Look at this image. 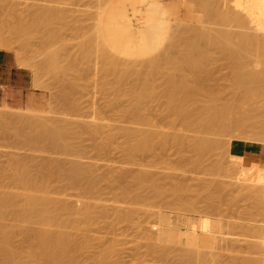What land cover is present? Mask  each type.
Returning a JSON list of instances; mask_svg holds the SVG:
<instances>
[{"label":"rangeland","instance_id":"1","mask_svg":"<svg viewBox=\"0 0 264 264\" xmlns=\"http://www.w3.org/2000/svg\"><path fill=\"white\" fill-rule=\"evenodd\" d=\"M221 1H224L220 4L221 7H223H220L223 12L227 8L230 9L229 5H231V7L235 9L238 8V11L242 12L240 13L241 16L239 15L238 18L237 15L239 12L237 10L227 9V11L224 12H227V15H229V12H236L231 13L234 18H232L233 20L227 18H224L223 20L221 19V25L224 28L230 29L232 27V30H230L232 32L235 31V33L238 29L239 34L240 31H246L247 33L249 32L252 35H256L257 39L259 38L258 41L261 40V37L263 40L264 23L262 20L264 18V15L263 17H261V14H264V0H246L245 4L244 0H241V2L239 0H230L232 3L229 0ZM226 1L229 2L227 3ZM99 6L100 5L98 4V1L94 0H0V19H3L4 21L8 20L6 22H9V24L14 27H20L22 25H26L28 27L30 25L32 26V31L29 29L28 33L30 32V34H28L29 36H27V38H29L28 40H30L28 41V43H30L28 44L30 46V49H28L29 51L26 54H22L20 56L24 58H22L23 61L29 63V67L26 64L27 68L25 69H27V71H29L32 76L31 92H33L34 95L33 97L28 98L24 105H21L20 107H14L9 104V108L0 107V110L7 114L4 115L5 117H3L4 121L6 122L3 123L6 126L3 123H0V191L8 189L22 192L23 190H25L23 189L24 186H22V184L15 180L17 175L16 173H19L20 168L21 171H24L23 168H25L26 173L29 172L28 175L33 178L32 180H38L43 177V175L49 176V174L55 170V172H53L51 176H49L50 179H47V185L45 186V189L50 192V194H48L51 197L53 196L54 199H61L69 205H73L74 208L76 207L75 209H80V207L82 208L85 205L91 204V211L93 212L92 221L87 220L86 216L84 215L77 214L70 216L67 213H63L62 218L66 221L65 226L60 227L55 225L50 227L54 231L60 230L70 234L71 237H74L77 243H85L86 248L83 247L76 254L77 258L82 262V264H98L99 262V264H185L180 256V251L181 249L185 248V245L179 243V241L169 239V237H164V232L166 231L165 229H169V226L172 228L184 229L183 227L186 228V226L188 225V220L190 219H195L198 222L201 221L204 224V231L207 234L212 233L211 235L216 238L214 239L215 247L208 249L199 247V245H201L200 238L196 237V239L194 240L195 249L213 251L218 254L221 253L226 261L232 259L247 260L248 257L250 259H255L254 261H256V258L257 260H262L264 250V244L262 243V241L264 239V236L262 239L260 237H262L261 235H264L262 231V228H264V223H262V221L264 222V200L261 196V188H264V185L262 186V184H264V176L261 174L258 168L250 169L246 171L244 175H242L239 169V164H237L238 158H235L238 152L229 149V147L231 148L233 142L237 144L239 150H243V147L247 142L259 147L261 145H264V140L261 141L263 138L257 135L256 130L252 127H247L248 129L245 128L246 131H242L244 132V134L240 130L235 129L234 131L232 130L231 133H224V136H222L223 134L220 136L208 135L210 133H207L205 135V133H200L197 130L189 131L184 129L181 126L180 121L173 118L175 120L174 121L173 119H171L172 117L169 118L165 113H161L166 110L165 108H167V103L165 102L166 99H163V94H161L163 93L161 89L163 90L162 87H164L166 81L164 80V77H161V79L159 77L153 82L151 81L153 85H155L154 87H156V83L158 85L155 88L156 92L154 90V93H151L150 97H148V100L147 98H145V102L143 101L144 104H142L143 106L140 116L141 118H143L142 115H144L146 119L143 118V120H148L147 123H145L144 121L143 123H141V118H135L134 120L131 119V116L123 115L125 114L124 109H128L129 105L132 104L130 101L131 97L129 98L128 94L129 91L127 92L128 88L130 91V88H132V84L129 83L131 80H129V82L125 81L129 84L124 85V83H121L120 86H117L120 83H118V79H116L117 77L114 74L115 72H108L109 74L107 73V71L105 72V68H103V58H101L102 55L99 54L101 57L99 55V57L97 56V54L99 53L98 48L97 50H95L96 55L94 54V51L93 53L90 51L92 54L88 53V55L84 53L86 52L85 50H87L83 46L84 41L93 39L95 44L97 43L95 41L97 37L95 35L94 29H92V26L95 22V15L97 14ZM222 11L221 13H223ZM243 13L244 16L247 17H244L242 15ZM226 14L224 15V17L226 16ZM234 14L237 15L234 16ZM242 16L243 19H246L242 20ZM259 17H261L260 19L262 23L259 20ZM235 18L240 19V23L238 22L239 20L236 21ZM241 20L243 22L246 20V25L248 26V28L244 25L245 23H241ZM34 21H38V24H35V27L33 26ZM225 21H227L228 23ZM231 21L233 23L232 26ZM257 21L262 24L263 27ZM188 22L189 21H186V23ZM236 25L238 27H242H237V29L233 30ZM259 25L262 27V30ZM257 26L259 28H257ZM256 29L257 31H254ZM169 31L172 32L173 30L170 29ZM239 34L237 33L236 35L238 36ZM24 37H26V35ZM24 37V41L25 39L27 40V38ZM236 40L237 41H235V43L240 42L237 44L242 45L241 41H238V39ZM260 42L264 43V41ZM241 45H235V47H237L236 50H238L235 51L236 53H241L245 52L244 49H247L245 53L248 55L246 56L245 53H243V55L245 54L248 60L242 55V53L239 54L242 55L243 59H246L245 61H248L251 66L248 63V65L245 64L246 62H244V60L242 63L241 58V63H239V59H237V57L239 58V56L234 57L236 58V60H238V62L235 59H232V63L230 62V64V57L228 56V54L230 55L234 49L232 48V50L229 51V48H231L230 46L228 48V46L224 45L221 49H212L210 51L211 54L209 55V66L211 65L209 67L211 70L209 75L211 82L209 81V84H213L210 86H216L215 88H220V90L217 89L220 92L222 91L221 89H223L225 95L223 94L224 99H222L221 97V99L223 100H221L222 102H226L230 99L232 100L236 98V100H239L238 103H240V107L246 103L245 101V103H243V99L244 97L246 98L247 95L245 96L244 94H242L241 96L240 94H238V96H236L234 92L235 89L233 87H236V82L234 79H236L235 77H237V75L235 76L236 68L234 67H236V65L238 64H241L242 66L243 64H245L246 66L244 65V68L250 66L251 71L247 67L248 71H250L249 74L255 73V71H253L251 67L258 68L257 62L259 64V62L261 61H257V59H263L261 55H256V47H254V50L248 45H244L246 48L242 47ZM240 48H242V51H240ZM0 50L6 49L0 48ZM7 50L15 55L17 63H19L17 55L19 53H23V49L20 47H13L8 48ZM165 50L166 49L164 48L151 57H154L156 55L160 56V54L164 53ZM249 50H252V52H255V54H251ZM222 51L226 52H224V54L227 57L225 56V58H223L224 54ZM248 51L251 55H254L252 56L253 58L249 57L250 55ZM234 55L236 54L234 53ZM57 56H61L60 59ZM54 58L56 59V61L54 62L55 64L53 63L54 60L50 62V60ZM57 58L60 63L57 61ZM227 58L229 59L227 60ZM254 58L257 59L255 60ZM120 59L121 58H119V60ZM233 60L235 62H233ZM255 62L256 64H254ZM138 64H140V66H143L140 67ZM260 64L262 68H264V64ZM260 64L256 73H258V70L261 71ZM18 65L21 67L20 64ZM136 65V69H140L145 72L144 77H146V73L148 72L146 66L142 63H137ZM120 68H122V66L119 67V69ZM230 68H232V70ZM246 69H241L242 73L248 74V71H246ZM62 73H66L67 76H65L64 74L62 77ZM105 73L107 74L105 75ZM162 80L164 81V83ZM109 81H114L113 84L115 83V85H113V88L112 85L108 83ZM137 81L138 80L136 79V82ZM157 81L160 83H158ZM140 82L144 81L141 80ZM161 82L163 83V85H160L162 84ZM124 86L128 87L126 88ZM117 88L119 91L115 90ZM158 90H160L161 92H157ZM160 94L161 96L159 97ZM124 95H127V97ZM259 95L260 103H262L263 101L261 100L264 98V92H262L261 94L259 93ZM121 96H123L124 98ZM157 97L161 100L159 101ZM255 97V99L258 100L257 96ZM225 98H227V100ZM201 102L202 101L198 103L200 105L197 104L198 107L204 105V101L202 103ZM250 104L251 103H248L247 105L246 103L242 107H250ZM0 106H3L2 101H0ZM253 106H256V104ZM259 109L261 110V107H258V110ZM245 110H248V108H246ZM17 114H26L38 117V119L43 120V122L45 121L47 125L48 123H50L52 129L56 128V124L58 123L57 125L60 126L61 129L63 128L65 130L64 131L62 129L64 138L66 132L68 131V136L66 135V138L64 139L65 141L67 139L68 142L66 141L65 143L64 141V143L67 145H71H68L67 149L65 148V150L60 147V150L59 146L54 145L50 140H45L46 142L43 141L37 143L38 129L34 126H26L23 123H18V121L14 118ZM129 117L132 123H129ZM50 119H52V123L50 122ZM54 121L56 122V124ZM138 121L140 122L138 123ZM144 123L146 125H143ZM97 125L100 126L98 127ZM50 126L48 127L49 129L51 128ZM101 126L104 128H102ZM96 128H98L100 131L96 130ZM128 129H131V131L140 129L144 132L157 131L158 134H160V132L165 133L169 140L167 142V145L163 148H158L154 150V152L152 151L148 154L139 153V155L137 154V156L135 155L134 157L130 156V158L125 151L126 149H124L125 146H123L127 141V136L125 135L124 131H128ZM204 135H208L212 139H218L219 141L221 140V142H224L223 145L225 147L218 152V155H215L217 153L216 152L214 155H210L209 157H207L203 161L204 163L201 164L202 167L199 166V168L195 167V165L192 164V160L197 158V156L195 157V153L192 151L190 146L186 143L183 145H179L176 142L175 138L176 136H184L188 139L187 142H189V139L191 140L194 137ZM160 136L162 135H158V137ZM161 138L162 137H160V139ZM160 139L158 138V141ZM55 146H57V148ZM68 148L70 149L68 150ZM235 160L237 161V163L235 162ZM190 161L191 163H189ZM218 161L219 165L217 166H220V163L222 162V167H220L221 169L219 172L218 169L216 172V169H214V167L216 166V164H218ZM74 163H79L78 165L81 164V167L82 165L83 167H86V169L83 168L86 170V178L84 177L81 183L77 185L74 184L71 179H69L71 178L70 170H72L70 168L73 167ZM57 165L59 173L54 167H57ZM60 166L63 167L61 168ZM171 167L172 169H170ZM167 168H169V170ZM124 171L125 174L123 175ZM138 171L139 174L148 172L147 174H144L147 176L148 174L149 176L152 174L150 177H146L147 180H149V178L151 181H153V179L158 180H155L156 182H153H158L157 184L161 185V189L164 190L163 194L160 197L156 196L154 189H152L153 191L150 190L152 188L150 186L153 183L151 181V183L149 182V184L151 185H148V188H146L147 185L145 187H143V185L142 189L140 186L136 188V191L138 189H140V191L138 190L139 193L138 191L136 193L135 191H133L136 194V196L134 195L135 197L131 196L133 192L130 194L131 197L129 195H126L128 198L123 195V190L126 189L124 187H135L133 179L138 174ZM117 172L120 174H117ZM168 175H170L171 177ZM124 176L127 177L124 178ZM211 181L215 182V185L214 182H212L214 186L211 184ZM177 182H180L184 186H188V192L184 193V196H186V198L189 197L188 199H194L197 201V203L200 202L197 209H200L198 212L199 215L197 213L188 214L191 209L189 211V208H187L188 206L183 204H181L183 208L179 209V204H176L179 201H177V199L175 200V197L173 196L174 193L166 192V188H171V185H173L172 183L178 184ZM259 182L262 183L260 184ZM217 183L220 185L222 184V189H220V186V188L218 187ZM19 184L21 185V187H19ZM89 184H93L91 185V188H89L90 186L88 187ZM255 185L256 188L254 187ZM93 186L95 190L93 189L92 191ZM204 186L205 189H207L206 186H208V188L211 187L212 190H210L211 188L209 189V191L208 189L207 191L204 188L202 189V187ZM170 188L168 189V191H170ZM218 188L220 190H218ZM259 188L261 189L260 191L258 190ZM143 189H145V191ZM132 190H135V188ZM217 190L222 193L220 194ZM172 191L173 190L171 188L170 192ZM191 191H194V193L192 194ZM140 193L144 194L143 200H140V197H138L141 196L142 199V194ZM209 193L213 196V198L216 195V201L213 202H216L215 204L217 208H214V206H212L213 202L211 203V201L208 199ZM201 194L204 195L201 196ZM117 195L120 196L118 197ZM164 195L165 199H172L171 197L174 198L172 201L175 200L176 203L173 202L172 204H174L175 206L173 205L172 207L174 209L178 208L180 212L174 210L171 207V200L168 199L166 200H168L169 202L167 201L168 203H166L167 205L169 204L172 210L169 207V209H167V207L165 208L166 203L162 197ZM153 196L154 198H152ZM197 196H199L200 199ZM203 196L204 198L202 199ZM219 197H222L223 199ZM134 198H136L137 201H140L137 202L134 200ZM217 198L220 200H218ZM145 199H147L148 202L145 201ZM257 199H259V202ZM255 200H257V202ZM260 201L262 203H260ZM159 204L161 207L159 206ZM209 204L211 206L208 207ZM259 204L263 207L259 206ZM176 205L178 207H176ZM92 207L95 208L93 209ZM209 208L213 210L211 211ZM259 209L262 210L263 213L262 211L261 213L258 212L260 211ZM181 210L186 212L181 213ZM129 213H131L132 216L126 217V214L130 215ZM175 215L180 220L182 219V223L180 221L181 224H178L179 221L177 219V221L175 220V222H173V218H177ZM183 216L186 217L184 219L186 225L185 223H183ZM129 218L132 220H129ZM205 219L210 220V222L208 221L209 223H211L212 221L217 222V224H215L216 229L218 227L217 231L215 229L213 230L212 228V225L214 224H207L208 222L206 223V221H204ZM205 223L207 226L205 225ZM0 224L5 226L8 231L15 230L17 236H15L14 238L13 245L14 248L18 250H21L24 246L26 247V245H29V243L26 242L27 240L21 235V231L24 229L33 231L41 226L40 224L34 223L33 221L18 220L12 216L4 220L0 219ZM163 225H166V227H163ZM249 226H251L250 229L247 228ZM253 227L254 229H252ZM257 227L259 230L257 229ZM255 228L257 229V231L255 230ZM247 230L248 232L251 231V236L254 233V235H256V232L259 231H261L262 234H259L260 237L258 236V234L256 235L257 237H255L254 235L251 237L248 235L249 233L246 232ZM186 231L191 232L192 230L186 229ZM213 231L216 233V236ZM245 232L247 234L246 236L244 235ZM86 242L88 244H86ZM252 242H254V244ZM109 247H111V250H109L110 253H108L109 251L106 252ZM104 252L108 254L106 255ZM104 256L107 258V261ZM96 259L97 261L101 259V261H98L96 263ZM31 264L45 263L44 261L36 260L34 262H31Z\"/></svg>","mask_w":264,"mask_h":264},{"label":"bare ground","instance_id":"2","mask_svg":"<svg viewBox=\"0 0 264 264\" xmlns=\"http://www.w3.org/2000/svg\"><path fill=\"white\" fill-rule=\"evenodd\" d=\"M94 1H98V4L100 5L98 10H97V14L95 15V22L93 23V26H92V29H94L95 35L97 37L95 39V41L97 43L95 44L93 39H88V40L84 41L83 46L87 49V50L84 49L86 51L84 53L86 55H88V53L92 54L94 51V54H95V50H97V48H98L99 53L97 54V56L99 54L102 55V57L100 55L99 56L101 58H103L102 59L103 60V68H105V72L106 71H107V73L108 72L109 73L115 72L114 74L117 77V78L116 77L115 78L118 79V83H120L117 86H120L121 83L122 84L124 83V85L129 84V83L132 84V88H130L131 91L129 90V88H128V90L126 89L127 92L129 91L128 94H129V98L131 97L130 101L132 104L129 105L128 109H124L125 114H123V110H122L123 115L131 116V119H134V120H135V118H141L140 115H141L142 106H143L142 104H144V102H145L144 100H146L145 98H147V100H148V97H150L152 92L154 93L155 88L158 86L156 83V87H154L155 85H153L152 82L159 77H160V79H161V77H164L165 79L164 78L163 79L166 81H165L164 87H162L163 90L161 88L160 89H161V91H163V93H161V94H163V96H162L163 99L164 98L166 99L165 102L167 103V106H166L167 108H165L166 110L163 109L164 112H161V113H165L166 115H168L169 118L172 117L171 119L174 118L175 120L180 121L181 126L184 129L189 130V131L190 130L191 131L197 130L200 133H203V134L205 133V135L207 133H210L208 135L220 136L223 134L222 136H224V133H226V134L228 132L231 133V131L232 130L234 131L235 129H238L241 132L242 131L245 132L246 131L245 128L248 129L247 127H252L256 130V132H257L256 134L263 138L261 141L264 140V98L263 99L261 98L262 99L261 101H263L262 103H260V99H259L260 98L259 93L261 94L262 92H264V68H262V66L260 64V63L264 64V43L260 42V41H264V38L262 40V37H261L260 38L261 40L258 41L259 38L257 39L256 35H252L249 32H248L249 33L248 34L245 30H244L245 32L240 31V34H239V31L237 29L238 24L233 29V30L237 29L236 33H235V31L234 32L231 31L232 27L230 28L231 30L224 28L221 25L222 24L221 19L222 20L224 18L232 19L233 15L231 13L234 12V11L229 12V15H227L228 13L226 12L227 13L226 14L224 12L227 11L228 8L224 12L221 10V8H223V7H221L220 4L224 1H221V0H94ZM239 1L241 2V0H239ZM245 1L246 0H244V4H245ZM135 2H137V6L133 5V4H135ZM238 4H240V3H238ZM229 6L228 7L230 9H228V10L233 9V10L238 11V8L235 9V8H232L231 5H229ZM232 6H233V4H232ZM241 6H243V5H241ZM249 6H250V4H249ZM242 8H244V7H242ZM261 8H262V6H261ZM221 11L224 13V15L226 14L225 17L223 15V13H221ZM147 13H149L150 19H146L144 21L143 16ZM240 13H242V12L240 11L238 13V15L234 14V16L237 15V17H238L240 15ZM242 15L244 16V13ZM261 15H262L261 17H263L264 14H261ZM243 16H242V20L246 19V18L243 19ZM244 17H247V16H244ZM261 17H259L260 21H261V19H260ZM238 18H235V19H236V21L239 20L238 22L240 23V19H238ZM247 19H249V18H247ZM242 20H241V23L243 22ZM249 20H251V19H249ZM6 21H8V20H6ZM6 21H4L3 19H0V48L1 49H8V48H13V47L22 48L23 53H19L17 55L18 62H19L18 64H20L21 67L27 68L26 64L28 66L29 63L23 61L24 58L21 57L20 55L26 54L29 51L28 49H30L29 48L30 46L28 45V44H30V43H28V41H30V40H28L29 38H27V36H29L28 34H30V32L28 33V30L29 29L31 30L32 26L30 25L28 27L26 25H22L20 27H14L11 24H9V22L7 23ZM186 21H189L191 23H189V22L186 23ZM262 21L264 23V18ZM262 21H261V23H262ZM225 22H227V21H225ZM229 22H230V20H229ZM248 23H249V21H248ZM252 23H253V21H252ZM35 24H38V21H34V23H33L34 27H35ZM232 24L233 23L231 21V26H232ZM243 24L245 26H247L246 20L243 22ZM164 25H166L169 28L168 32H167L165 38H159L157 36V30H159V28H162ZM260 25L262 26V24H260ZM241 27L239 26L238 28H241ZM254 27H255V25H254ZM262 27H261V30H262ZM247 28H248V26H247ZM257 28H259V27L257 26ZM170 29H172L173 31L170 32L169 31ZM242 29H245V28H242ZM242 29H240V30H242ZM249 30H251V29H249ZM254 31H257V29ZM241 32H242V34H241ZM261 32H263V31H261ZM237 33L239 34L238 36L236 35ZM25 35H26V37H24ZM53 35H55V34H53ZM23 37L27 38V40L25 39V41H24ZM236 39H238V41H241L242 45L241 44L240 45L244 48H246L244 45H248V46L252 47L253 49H254V47H256L255 48V49H257L256 55H261L263 57L262 60L254 58L255 60L257 59V61L258 60L261 61V62H259L261 71L258 70V73H256L257 69L259 68V64L257 62L258 68L251 67L253 69V71H255V73L249 74V72L251 71V69H250L251 65L248 63V61H245L246 59H243V56L246 57L248 55L245 53L247 49L246 50L244 49L245 52H241L242 55H243V53H245L246 56H245V54L243 56L240 55L241 54L240 52H239L240 54L238 52L236 53V51H238V50H236L237 47H235V45L240 46L239 44H237L240 42L235 43V41H237ZM125 44L126 45L136 44L137 45L136 46L137 47L136 52L135 53H127L126 51H124L121 45H125ZM224 45L228 46V48H229V46L231 47V48H229V51L232 50V48H234L233 52H231V54H230L233 57L228 54V56L230 57V59L227 58V60L228 59L230 60L229 63L231 62L232 59L236 60V58H234L235 56H239V58L237 57V59H239V63H241V60L243 63V60H244V62H246L245 64L248 63L250 65V66H247L250 69V71H248L247 67H246L247 69L243 67L245 64H243V66H242L241 64L237 63L238 65H236V67H234V68H236L235 76L237 75V77H235L236 79H234L236 82V87H233L235 89L234 92H235L236 96H238V94H240L241 96H242V94H244L245 96L247 95L246 98L243 95V97L245 99V100L243 99V103L246 102L247 105H248V103H251L250 107L249 106L242 107L246 103L240 107V105H239L240 103H238L239 100H236V98L232 99V100L230 99L226 102L225 101L222 102L223 101L222 99H224L223 98V94H224L223 89H221L222 91L220 92L219 91L220 88H215L216 86L213 87V86H210L213 84H211V83L209 84V81L211 82V79L209 78L210 77L209 76L210 71H211L209 68L211 66V65L209 66V60H210L209 55L211 54L210 51L212 49H215V48L221 49ZM164 48L166 50L164 53L160 54V56L156 55L154 57H151L152 55L157 54L158 52H160ZM258 48H259V50H258ZM240 49H241L240 51H242V48H240ZM222 50H224V49H222ZM252 50L251 51L249 50L251 52V54L253 53ZM100 51H101V53H100ZM249 51H248V53H249ZM96 52H98V51H96ZM224 52H223V54H224ZM257 52H258V54H257ZM234 53L236 55H234ZM251 54L249 53V55H250L249 57L254 56ZM253 54H255V52ZM223 56H221V57L225 58L226 55L224 54ZM60 57L61 56H59L58 58L60 59ZM81 57H83V56H81ZM58 58H57V61H58ZM119 58H121L120 59L121 61L119 60ZM240 58H241V60H240ZM247 60H248V58H247ZM51 61H53V63H54L56 61V59L54 58V59L50 60V62ZM236 61L238 62V60H236ZM252 61H253V59H252ZM233 62H235V61L233 60ZM137 63L144 64L146 66V68L148 69V72L146 73L147 74L146 77H144L145 72H143L140 69H136ZM214 64H215V62H214ZM254 64H256V62ZM56 65H57V63H56ZM138 65L140 66V64H138ZM53 66H55V65H53ZM121 66H122V68L119 69V67H121ZM142 66H140V67H142ZM232 66H233V64H232ZM252 66H253V64H252ZM230 69L232 70V68H230ZM241 69H243V70L246 69V71H248L247 72L248 74L242 73ZM63 72H65V71H63ZM107 73H105V75ZM64 74H65V76H67L66 73H64ZM64 74L62 73V77ZM133 77L136 78L139 82L138 81L136 82V79H134ZM132 78L134 81L132 80ZM129 80H131V81L129 82ZM141 80L144 82H140ZM125 81H128L129 83L128 82L126 83ZM113 82H110V81L108 82L112 85V88L114 87L113 85H115V83L113 84ZM158 83H160V82H158ZM163 83H164V81H163ZM163 83L160 85H163ZM124 87L127 88L128 86H124ZM118 88L115 90L117 91ZM217 89H219V90H217ZM159 91L160 90H158L157 92H159ZM155 92H156V90H155ZM161 94L159 95V97L161 96ZM226 94H227V92H226ZM127 95H124V96L127 97ZM255 96H257L258 100L255 99L256 98ZM121 97H123V96H121ZM221 97H222V99H221ZM226 97H227V95H226ZM225 99L227 100V98H225ZM160 100L161 99H159V101ZM253 100H254V103H253ZM200 101H202V102L204 101V103H203L204 105H202L201 107L200 106L198 107V105H200V104H198ZM255 104H256V106H253ZM258 107L259 108L261 107V110L260 109L258 110ZM246 108H248V110H245ZM257 111H258V114H257ZM259 111H260V113H259ZM5 114L6 113H4V112H2V110H0V123L5 122L4 118H3V117H5L4 116ZM142 117L144 119H146L144 117V115H142ZM14 118H15V120L18 121V123L19 122L23 123L26 126L27 125L28 126H34L35 128L38 129L37 130V134H38L37 135V143L43 142L45 140H50V141H52L51 143L59 146V149H60V147L63 148V150H65V148L67 149L68 145H71V144H68V145L65 144L66 141L68 142V140L67 139H66V141L64 140L66 138L68 131L66 132V135L64 138V133L62 131L63 128L61 129L60 126L57 125L58 123L56 124L55 121L54 122L56 124V128L53 127L54 129H52V127L50 126V123L47 122L48 125L51 127L49 129L48 128L49 126L45 123V121L43 122V120L38 119V117H34V116L26 115V114H17V115H15ZM143 118L140 119V121L142 120L141 123H143V121L145 123H147L148 120L147 121L143 120ZM5 119H7V118H5ZM51 120L52 119H50V122H51ZM47 121H49V120H47ZM129 121H130V117H129ZM136 121H137V119H136ZM140 121H138V123ZM54 122H53V125H54ZM129 123H132V122L130 121ZM145 123L143 125H146ZM59 125H61V124H59ZM97 126L99 127L100 125H97ZM102 128H104V127H102ZM96 130L100 131L98 128H96ZM142 131L140 129L136 130V131H131V129H128V131H126V130L124 131L125 135L127 136V141L125 142V145H123V146H125V148L124 147L123 148L126 149L125 151L127 152L129 157L130 156L134 157L135 155L137 156V154L139 155V153H147L148 154L149 152H152V151L154 152V150H156L158 148L159 149L163 148L167 145V142L169 139H168L167 135H165V133L160 132V134H158L157 131H145V132L144 131L142 132ZM244 132H242V133L244 134ZM158 135H162V136H160L162 138L160 139V137H158ZM205 135L194 137L191 140L189 139V142H187L188 139L185 138L184 136H179V137L176 136V138H175L176 142L179 145H183L186 143L190 146L192 151L195 153V157L197 156V158L194 157L195 159L192 160V164L195 165V167L201 166V164L204 163L203 161L207 157H209L210 155H214L216 152L217 153L215 155H218V152L225 147L223 145L224 142H221V140L219 141L218 139L217 140L212 139L208 135L207 136H205ZM156 137H158L160 140L158 141V138H156ZM155 138L158 142L155 140ZM64 141H65V143H64ZM247 143H245L246 145L243 147V150L242 149L239 150V148L237 147V144H235L234 142L232 143L231 148L229 147V149H231L233 151H237L239 153V154L238 153L236 154L237 157L235 156L236 159L238 158L237 159L238 163L236 160H235V162L237 164H239V169L241 171V174L244 175V173H246V171L253 169V168H258L260 170L261 174L264 176V155L262 152L263 151L262 146H264V145L257 147L251 143H248V144ZM57 146H55V147L57 148ZM239 147H240V145H239ZM69 149L70 148H68V150ZM185 159H187V158H185ZM183 161H184V159H183ZM219 161H218V164H216V166H215L217 168L214 167V169H216V172H217V169L219 172L221 169L220 167H222L221 166L222 162L220 163V166H217V165H219ZM51 162H53V161H51ZM189 163H191V161ZM78 164L74 163L73 167L70 168V169H72V170H70L71 175L67 174V175H70L71 178H69V179H71V181L76 185L81 183V181L85 177V172H86V170H85L86 167H83V165L81 167L80 166L81 164L80 165H78ZM54 167L58 171V165H57V167L56 166H54ZM128 167H130V166H128ZM83 168H85V169H83ZM20 169H19V173H16L17 175H16L15 180H17L20 184H22V186H24L23 189H25V190H23L22 192H19L17 190L16 191L8 190V189H6L4 191L3 190L0 191V219L4 220V219L12 216L18 220L33 221L34 223H38L41 226L38 229L33 230V231L28 230V229H24L21 231V235L27 240L26 242L29 243V245H26V247L24 246L21 250H18V249H15L14 245H13L14 238H15V236H17L15 230L8 231L5 228V226L0 224V264H31V262H34L36 260L44 261L45 264H82V262L79 261V259L77 258L76 254L83 247L86 246L85 243H82V244L77 243L75 241L74 237H71L70 234L63 232V231H60V230L54 231L50 227L55 226V225L60 226V227L65 226L66 221L62 218L63 213H67L70 216L71 215H77V214L78 215H84V216H86L87 220L92 221L93 220V212L91 211V204L85 205L82 208L80 207V209H75L76 207L74 208L73 205L71 206L61 199H57V198L54 199L53 196L51 197L49 195L50 192L45 189V186L47 185L46 183H47V179L49 178V176H51V174L53 172H55L54 169H53L54 170L53 172L51 170L52 173L49 172L50 173L49 176L43 175V177H41L38 180L37 179L32 180L33 178H31L30 175H28L29 172L26 173L25 168H23L24 171H21ZM127 169H129V168H127ZM167 169L169 170V168H167ZM170 169H172V167ZM59 170H61V169H59ZM125 171H127V170H125ZM125 171H124L123 175L125 174ZM122 172H123V170H122ZM145 172H147V171H145ZM58 173H59V171H58ZM128 173H130V172H128ZM131 173H133V172H131ZM147 173L139 174V171H138V174L133 179L134 180L133 183L135 184V187H133V188H132V186H131V188L130 187L129 188L124 187L126 189L123 190V195H125V196L129 195L130 196V194L133 191H135V193L138 190L140 191V189H138L136 191V188H138L139 186L142 189L143 187H145L147 185L146 188H148L149 187L148 185H151V184H149V182L151 180H150V178H149V180H147L146 177H150L152 174L150 176H149V174H148V176L144 175ZM117 174H120V173L117 172ZM168 176H170V175H168ZM125 177H127V176H124V178ZM121 178H120V180H121ZM165 179H166V177H165ZM155 180L156 179H153L154 182L158 181V180H156V181ZM114 181H116V180H114ZM118 181H119V179H118ZM118 181H117V183H118ZM153 181H151V182H153ZM154 182L150 186L152 188L151 189L149 188V189L151 191H153L152 189H154L156 196L160 197L163 194L164 190L161 189V185L157 184L158 182L157 183H154ZM212 182H214V181H211V184L213 185ZM91 183H92V181H91ZM179 183L178 184L172 183L173 184V185H171V188L173 190L172 192H170L171 188L169 186L168 187L170 188V191H168L169 188L168 189L166 188L167 191L166 190L165 191L169 192V193H174L173 196L175 197V200L177 199V201H179L180 203L179 202L176 203L175 200L172 201L174 199L173 197H171L172 199H168V198H166V199L172 201V202L170 201L171 207L174 205L172 203L175 202L176 204H179L178 205L179 209H182L183 207L181 206V204H183V205L188 206L187 208H189L188 209L189 211L191 209V211L188 214L197 213L199 215L198 212L200 209L199 210H197V209L199 206L198 204H200V202L198 201L199 203H197V201L194 199H188L189 197L186 198V196H184V193L188 192V188H187L188 186L187 185L184 186L181 183L180 184ZM134 184H132V185H134ZM91 185H93V184H89L88 187L90 186L89 188H91ZM214 185H215V182H214ZM217 185H218V187L219 186L221 187V188L219 187L220 189H222V187H223V186H221L222 184L220 185L217 183ZM263 185L264 184H262V186ZM208 186H206V187L209 191V189L211 187L208 188ZM19 187H21V185ZM254 187L256 188V185ZM134 188H135V190H132ZM203 188L205 189V186L202 187V189ZM219 188H218V190H220ZM260 188L258 190L260 191L262 189L261 190L262 191L261 196L264 200V192H263L264 188H261V189ZM93 189H94V186L92 188V191H93ZM207 189H205V190L207 191ZM89 190H91V189H89ZM143 190L145 191V189H143ZM192 190H193V188H192ZM210 190H212V188ZM139 191H138V193H139ZM194 191L193 192L191 191L192 194L194 193ZM135 193L133 192V194H131V196L132 197L134 195L136 196ZM147 193H148V191H147ZM202 193H203V191H202ZM140 194H142V193H140ZM144 194H145V192H144ZM144 194H142V199H141V196H138V197H140V200H143ZM189 195H187V196H189ZM202 195H204V194H201V196ZM167 196H169V195H167ZM215 196L213 198V196L209 193L208 199L211 201V203L213 201H216ZM162 197L166 203L168 200L165 199V195ZM197 197H199V196H197ZM222 197H219V198H222ZM224 197H225V195H224ZM123 198H124V196H123ZM152 198H154V196ZM203 198H204V196L202 197V199ZM250 198H252V197H250ZM256 198H258V197H256ZM199 199H200V197H199ZM134 200L137 201L136 198H134ZM218 200H220V199H218ZM257 200L259 202V199H257ZM257 200H255V201L257 202ZM139 201H137V202H139ZM145 201H147V199H145ZM210 201H209V203H210ZM261 201H260V203H262ZM143 203H144V201H143ZM163 203H164V201H163ZM167 203L165 204V208L167 207V209H169L170 206H169V204L167 205ZM215 203L216 202H213L212 206H214V208H217ZM210 204L208 205V207L211 206ZM137 205H139V204H137ZM132 206H134V205H132ZM159 206H160V204H159ZM178 206L176 205V207H178ZM259 206L263 207L260 204H259ZM162 207H164V206H162ZM256 207H257V205H256ZM92 208L94 209L95 207H92ZM179 209L177 208L174 210L179 211ZM210 210L212 211L213 209H210ZM261 211L262 210H260L258 212L261 213ZM183 212H186V211L181 210V213H183ZM262 213H263V211H262ZM129 214L130 215L126 214V217L132 216L131 213H129ZM205 215H206V213H205ZM258 216H260V215H258ZM182 218H183V223H185L184 219L186 217L183 216ZM176 219L179 221L178 224L182 220V219L180 220L177 217V218H173V222H175ZM129 220H132V219L129 218ZM204 221H206V223L208 221L210 222V220H206V219ZM209 222L207 224L212 223V222L211 223H209ZM181 223H182V221H181ZM262 223H264V222L262 221ZM212 224H214V223H212ZM176 225H177V223H176ZM185 225H186V223H185ZM185 225H183V226H185ZM221 227H222V225H221ZM221 227H219V228H221ZM250 227L251 226H249L247 228L250 229ZM170 228H172V227H170ZM183 228H185V227H183ZM188 228L189 227L186 226L187 230H192V231L191 232H188V231L179 232L178 228L165 229L166 231L164 230L165 231L164 237H169V239H172V240H175L174 237H172V235H174V234H176V235L178 234V235H182V236H190V237H186V241H183V237H179L178 238L179 240H176V241H179V243L185 245V248L181 249V251H180L181 252L180 256L183 259V262L185 264H264V258H263L264 250H263L262 260H257V258H256V261H254L255 259H253V258L250 259L248 257L247 260L232 259V260L226 261L224 259V256L221 253H220L221 254L220 255V254L213 252V251L195 249L194 248L195 247V243H194L195 241L194 240L196 239V237L200 238L201 245H199V247H204V248H208V249L215 247L214 239H216V238H214V236L211 235L212 233L207 234L204 231L203 227L201 228V231H199L195 227L189 228V229ZM212 228L214 230L213 225H212ZM212 228H211V231H212ZM261 228H260V230H261ZM217 229H218V227H217ZM252 229H254V227ZM257 229H258V227H257ZM257 229L255 228L256 231H257ZM263 229L264 228H262V231L264 234ZM220 232H222V231H220ZM246 232H248V230ZM246 232L244 233L245 236L247 235ZM250 232L251 231L248 232L249 236H251ZM213 233H215V232L213 231ZM218 233H217V235H218ZM220 234H222V233H220ZM257 234L260 237L262 232L261 231L256 232V235ZM256 235H254V236L257 237ZM215 236H216V233H215ZM261 236L262 237H260V238L262 239L264 235H261ZM211 237H212V239H211ZM87 242H86V244H88ZM252 243L254 244V242H252ZM262 243L264 244V239H263ZM256 247H258V246H256ZM110 248L111 247H109L106 252L111 250ZM261 250H262V248H261ZM106 252H104V253L106 254ZM108 253H110V251ZM101 255H104V254H101ZM222 257H223V259H222ZM100 258H101V256H100ZM97 259L95 260L96 263L98 261H101V259L98 261H97ZM106 261H107V258H106Z\"/></svg>","mask_w":264,"mask_h":264},{"label":"crops","instance_id":"3","mask_svg":"<svg viewBox=\"0 0 264 264\" xmlns=\"http://www.w3.org/2000/svg\"><path fill=\"white\" fill-rule=\"evenodd\" d=\"M134 6H137V2L133 4ZM149 13L145 14L143 16L144 21L146 19H150ZM168 32V27L164 25L162 28H159L157 30V36L159 38H165L166 34ZM123 50L127 53H135L137 50L136 44H130V45H121ZM31 84H32V76L25 69V67H20L17 63V60L15 58V55L11 53L10 51L6 50H0V101H2L3 106L0 107H8L9 105H12L14 107H20L21 105H24V103L27 101L28 98L33 97V92H31ZM9 104V105H8ZM263 148V155H264V146ZM212 221V220H211ZM214 223L213 227L215 230V224L217 222L212 221ZM189 228H197L199 231H201V228L203 227V223L201 221H197L195 219L188 220L187 223ZM206 225V224H205ZM163 227H166V225H163ZM169 229H173L170 228ZM179 232L186 231V228L184 229H178ZM175 240H179V237H183V241H186V237L190 236H182V235H172ZM173 244V243H170Z\"/></svg>","mask_w":264,"mask_h":264}]
</instances>
